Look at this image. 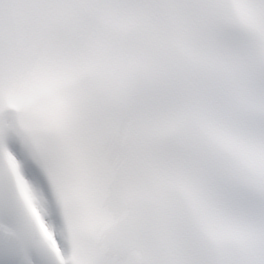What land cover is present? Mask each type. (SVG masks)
Returning a JSON list of instances; mask_svg holds the SVG:
<instances>
[{
  "label": "snow or ice",
  "instance_id": "snow-or-ice-1",
  "mask_svg": "<svg viewBox=\"0 0 264 264\" xmlns=\"http://www.w3.org/2000/svg\"><path fill=\"white\" fill-rule=\"evenodd\" d=\"M0 264H264V0H0Z\"/></svg>",
  "mask_w": 264,
  "mask_h": 264
}]
</instances>
